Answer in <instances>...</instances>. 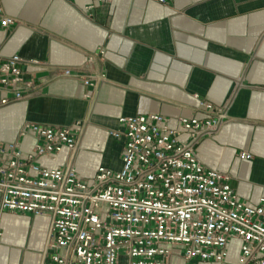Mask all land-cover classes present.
Instances as JSON below:
<instances>
[{
	"label": "crops",
	"instance_id": "crops-1",
	"mask_svg": "<svg viewBox=\"0 0 264 264\" xmlns=\"http://www.w3.org/2000/svg\"><path fill=\"white\" fill-rule=\"evenodd\" d=\"M87 4L0 0L14 20L0 28L1 54L39 61L21 64L34 88L0 109V140L16 139L25 122L79 121L84 130L75 165L91 180L101 165L121 166L123 142L108 134L120 127L119 118L156 113L179 127L181 117H205L210 104L224 109L228 122L201 140L198 155L230 176L240 200L257 206L264 198V0H113L90 13ZM32 142L23 140L26 151ZM66 155L49 165L64 164ZM2 227L0 264L40 263L47 218L6 213ZM237 253L230 251L229 259ZM126 262L120 257L118 264ZM171 264L219 263L174 256Z\"/></svg>",
	"mask_w": 264,
	"mask_h": 264
},
{
	"label": "built area",
	"instance_id": "built-area-1",
	"mask_svg": "<svg viewBox=\"0 0 264 264\" xmlns=\"http://www.w3.org/2000/svg\"><path fill=\"white\" fill-rule=\"evenodd\" d=\"M112 1L88 0L85 10ZM153 1L164 5L169 0ZM13 24L0 8V28ZM23 63L39 61L0 52V109L34 88L33 80L24 77ZM84 83L94 85L92 79ZM204 106L205 117H181L179 127L156 113L119 118L120 127L108 134L123 142L121 166L101 165L91 180L82 179L75 165L81 122L23 123L16 139L0 140V244L3 215L25 213L49 220L39 264H118L120 257L126 264H171L174 256L264 264V198L257 206L240 200L230 176L200 159L201 140L228 122L224 109ZM28 136L33 142L26 151ZM64 151V164L49 165ZM233 242L238 253L230 260Z\"/></svg>",
	"mask_w": 264,
	"mask_h": 264
},
{
	"label": "rangeland",
	"instance_id": "rangeland-1",
	"mask_svg": "<svg viewBox=\"0 0 264 264\" xmlns=\"http://www.w3.org/2000/svg\"><path fill=\"white\" fill-rule=\"evenodd\" d=\"M230 251L231 252H234L236 251V249L238 248V243L237 242H233L231 245H230Z\"/></svg>",
	"mask_w": 264,
	"mask_h": 264
},
{
	"label": "bare ground",
	"instance_id": "bare-ground-1",
	"mask_svg": "<svg viewBox=\"0 0 264 264\" xmlns=\"http://www.w3.org/2000/svg\"><path fill=\"white\" fill-rule=\"evenodd\" d=\"M42 259V258H41Z\"/></svg>",
	"mask_w": 264,
	"mask_h": 264
}]
</instances>
